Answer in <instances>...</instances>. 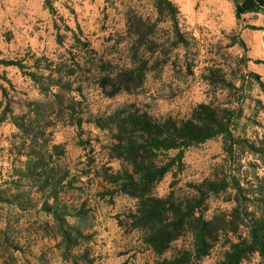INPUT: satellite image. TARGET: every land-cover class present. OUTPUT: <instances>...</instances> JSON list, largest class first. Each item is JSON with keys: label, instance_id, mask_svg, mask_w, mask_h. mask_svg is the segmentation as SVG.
<instances>
[{"label": "rangeland", "instance_id": "374dc122", "mask_svg": "<svg viewBox=\"0 0 264 264\" xmlns=\"http://www.w3.org/2000/svg\"><path fill=\"white\" fill-rule=\"evenodd\" d=\"M171 1L179 11L180 31L189 42L186 48L174 47L167 16L156 21L153 0H48L52 15L43 0H0L2 58L23 60L31 68V55L43 56L73 71L63 78L68 88L52 91L65 99L59 107L50 93L41 94L18 69L0 66V86L6 90L5 98L0 89V264H71L62 257L51 216L40 209L49 189L38 193L31 181L20 177L27 150L9 115L1 121L7 104L14 114H21L25 102L41 103L42 116L35 130L42 134L39 144L47 149L42 170L44 176H52L51 182L66 175L58 198L71 213H81L68 221L83 234L71 252L87 251L93 264H153L190 248L191 239L185 236L173 243L160 258L143 244L141 232L129 226L135 200L114 193V187L102 178L124 167L110 156L112 134L88 120H105L121 109L145 112L155 120H185L196 105L204 103L234 112L235 137L264 139V108L257 104L264 96L248 76L256 74L264 83V65L256 63L264 61V31L247 28L261 26V16L249 14L236 22L229 0ZM138 17L144 31L155 23L143 41L133 30V18ZM71 31L85 45L75 43ZM58 34L63 36L61 45L56 43ZM237 38L243 40L244 48ZM138 65L146 68L141 86L110 97L113 82L103 85L101 79H114ZM69 99L73 115L84 120L80 128L68 117ZM224 156L221 137L189 148L182 159L183 171L167 174L154 193L182 200L188 185L211 177ZM248 161L259 165L257 173L262 176L261 163L249 155L241 163ZM14 195L18 206L9 200ZM227 195L211 197L208 215L230 209L232 204L224 202ZM225 249L215 246L198 264H216ZM242 264H259V258L252 256Z\"/></svg>", "mask_w": 264, "mask_h": 264}, {"label": "trees", "instance_id": "16d2710c", "mask_svg": "<svg viewBox=\"0 0 264 264\" xmlns=\"http://www.w3.org/2000/svg\"><path fill=\"white\" fill-rule=\"evenodd\" d=\"M229 1L236 22L245 15H260L262 25L247 28L264 31V0ZM43 6L52 15L54 11L48 0H43ZM153 7L157 13V22L167 16L173 32L174 47H188L189 42L180 31L177 6L171 0H153ZM143 23L140 17L133 18V30L140 35L139 41H143V36L153 32L155 28V23L152 22L144 31ZM72 39L77 44L85 45L73 32ZM56 43L61 45L63 36L58 34ZM236 43L244 48L241 38H237ZM31 59L33 63L28 68L23 60H8L0 55V66L18 69L41 94L50 93L54 103L63 107L65 99L52 91L68 88L63 83V78L72 75L70 66L43 56L31 55ZM40 62H43L42 66H39ZM256 63L264 65V61ZM145 70L144 65H138L120 72L114 79L102 78L101 83L104 85L112 80L110 97L120 92H130L141 86ZM248 76L258 84L264 96V83L260 77L253 73ZM0 89L6 98V90L2 86ZM67 102L65 109L69 111L68 117L73 125L80 128L84 120L73 115V101L69 99ZM257 104L264 108V100H258ZM24 109L23 113L14 114L7 104L1 120H5L6 114L9 115L10 123L18 130L22 146L27 150L20 177L31 181L38 193L43 194L49 189L40 209L51 216L54 222L63 247V259L71 264H93L87 251L79 254L71 252L78 245L79 239L83 238V234L77 224L68 221V218H80L81 213H71L58 198L65 186L63 182L66 175L63 173L56 181L51 182L52 176H44L45 171L42 170L47 149L39 144L42 134L35 130V125L42 116L41 103L27 101ZM235 120L232 110H219L204 103L196 105L190 117L185 120L172 117L155 120L145 112L129 109L118 110L105 120H88L97 128L109 130L112 134L114 141L110 147V156L121 161L124 167L115 174H103L102 178L114 187V193L135 200V211L128 216L129 226L141 232L143 244L160 258L171 249L173 243L185 236L191 239L190 248L176 250L170 258L157 259L153 264H198L219 244L226 249L216 264H242L252 256H257L259 264H264V139L235 137L232 132ZM217 137L223 139L225 156L223 163L212 172L211 177L189 184L188 194L182 200L174 199L172 194L156 196L155 186L167 174L183 171L182 159L186 150ZM53 148L56 149L57 146ZM169 153L172 156H168ZM244 155L261 163L262 176L257 173L259 165L251 161L245 165L241 163ZM220 195H227L224 202L231 203L232 206L229 210H219L208 215L209 200ZM14 197L9 199L11 203L20 205L16 195Z\"/></svg>", "mask_w": 264, "mask_h": 264}]
</instances>
